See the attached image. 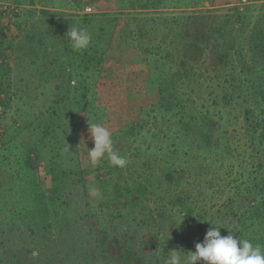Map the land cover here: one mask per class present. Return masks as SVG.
Segmentation results:
<instances>
[{"label":"trees","instance_id":"1","mask_svg":"<svg viewBox=\"0 0 264 264\" xmlns=\"http://www.w3.org/2000/svg\"><path fill=\"white\" fill-rule=\"evenodd\" d=\"M120 2L135 9L159 8L169 0ZM246 9L237 10V29H226L230 21L209 24L211 14L201 12L152 17L159 21L153 32L129 15L81 17L48 9L9 15L15 17L14 32L4 33L0 42V55L7 61L0 81L5 108L15 98L32 105L55 86L47 110L32 117L21 114L22 125L17 127L15 118L6 129L7 139L0 136V168L10 162L5 152L14 143L23 150L20 158L13 152L16 162L24 166L19 177H8L5 166L2 171L6 184L0 185V223L7 230L0 236L8 240L0 249V264H58L51 244L62 247L68 239L73 242L69 251L94 264H165L172 251H195L211 226L207 222L221 227L222 236L229 230L264 245V14L250 23ZM245 21L253 27L250 31L243 27ZM76 22L92 35L83 52L74 51L66 36ZM152 36L158 40L155 55ZM215 36L220 38L212 44ZM150 55V98L155 99H143L149 91L139 94L132 100L136 114L111 133L114 150L127 157V166L113 167L106 157L92 166L87 155L94 147L88 122L94 114L91 93L108 73L125 66L121 58L135 68ZM110 57L115 67L106 69ZM123 76L117 82L123 80L132 93ZM214 78L220 80L218 99ZM227 109L241 113L243 131L224 127ZM99 122L102 117L91 123ZM145 131L151 144L133 147ZM32 152L50 162L45 190L31 167ZM96 191L100 197L95 200ZM28 234L33 244H21ZM33 251L38 255L32 256Z\"/></svg>","mask_w":264,"mask_h":264},{"label":"rangeland","instance_id":"2","mask_svg":"<svg viewBox=\"0 0 264 264\" xmlns=\"http://www.w3.org/2000/svg\"><path fill=\"white\" fill-rule=\"evenodd\" d=\"M121 0H82L81 2H78V0H0V42L4 40L3 34L8 31L9 34L13 35L12 33L14 30L11 27L15 24V17L10 19L9 15L13 13H17L20 11L21 13L23 11L27 10H35V9H48L55 12H60L65 15H74V16H81L87 14L86 9H91L92 12L88 13L90 17L102 15V14H116L118 17L129 15L130 17H136L141 24L147 25L149 32H153V29L156 27V23L154 20H149L152 17H156L158 15H162L164 17L170 16V17H178V16H192V14L199 15L201 12H209L211 14L208 22L209 24H220V22L224 21H230L231 24L229 25V28L226 27V29L231 30L233 27L238 28V26H241L240 23H237L236 20V13L239 8L246 7V15L251 19L250 23H253L255 20H257L258 16L264 14V2L263 0L260 1H254L247 4H243L244 2H240V0H169L168 4L166 6L161 7H155V8H140L136 7L135 9L132 8H124L120 2ZM127 1V0H126ZM181 2L182 4H180ZM9 8V11H6L4 13L3 7L7 6ZM194 16V15H193ZM125 20L124 17H121ZM77 21V20H76ZM22 19L18 20V23H21ZM246 22L243 23V27H246V31H250L253 27H247ZM76 26L83 28L84 25L77 24ZM120 27L123 25V21H121ZM83 26V27H82ZM120 27L118 29H120ZM9 29L11 31H9ZM11 38V37H10ZM220 36H215L213 38L212 44L219 39ZM151 44L153 45L151 47L152 51L151 53L155 55V51L157 48L158 40L155 36H152L150 39ZM1 46V45H0ZM135 48H139V46H136L134 44ZM111 53V51H110ZM139 55V54H138ZM140 57V56H138ZM151 58V55L146 58V56L142 59V64L136 68V71H133L135 68L132 67V64H130V61H128V58H121V62L125 63V66H123L122 69H118V71L113 72L110 76L108 73L107 77L102 78V82H100V86L96 87L90 96V118L91 121H88L91 123L92 121H96L97 117H102V125L106 127L111 133L117 131L118 125H123L122 120L124 118H127L129 116L132 117V114H136V110H132V100L136 102V99L140 97L139 94H144L146 91H149L148 93H145V97L143 99H146V102H150L151 100H154L153 97L154 93L153 91H150L151 84L149 82V76L152 73L153 66L149 64L148 60ZM111 57L109 58L106 69L109 67H115L114 62L111 61ZM212 58L207 56V62L208 67L210 69L211 77H214L215 73L212 70ZM154 60V59H153ZM150 61V60H149ZM7 62L5 61V54L0 55V81L5 79L3 68V63ZM148 66V67H147ZM151 66V67H150ZM150 67V69H149ZM204 69V67H202ZM123 73V78H125V82L131 83L132 85V93H129L125 88L127 86L124 81H118L117 78L121 77V74ZM105 74V73H104ZM131 75V76H130ZM110 77V78H109ZM220 83V80H215L212 82V91L216 94L214 95V98L218 99V95L222 93L220 86H218ZM55 85H50L47 90L42 91V93L39 95V101L34 102L32 105L25 104L21 99L15 98L14 102L12 103V107L7 109L5 108V96L3 94H0V136L6 135V129L7 127L13 123V121L16 119H19V122L17 123V127L22 125L23 122H21V114L28 113L30 114V117L32 115H39L43 110H47L52 105L53 100V90ZM1 92V91H0ZM150 99V101H149ZM103 101V102H100ZM102 103L107 104L106 108H100L99 105ZM119 113H117L116 112ZM144 113L146 114L148 112V108L146 107L144 109ZM223 116V124L224 127L230 129V130H240L243 131L242 128V117L241 113L234 112L232 109H227L224 111ZM142 119L145 117V115L141 116ZM239 117V119H238ZM141 119V120H142ZM238 119V120H237ZM140 120V121H141ZM119 122H121L119 124ZM111 123L113 126H111ZM116 129V130H115ZM7 139V135L5 136ZM137 142H134L133 147L137 146H148L151 144L152 140L149 139L148 134L146 131L143 134H139L137 138ZM150 140V142H149ZM119 141V140H118ZM116 142V144L118 143ZM20 143V139H19ZM1 144V142H0ZM124 147L123 143L121 142L120 145L117 147V150L119 151L123 150ZM8 151V150H6ZM11 152H5L6 153V161H10L8 163H4V166L8 170V177H19L21 175V170L24 168L22 164H18L16 161L15 154L18 155L20 158L22 156V149L20 147H17V144L14 143L10 147ZM128 156H130V152L127 153ZM126 155V154H125ZM41 156H44L41 154L39 157L36 155V153L32 152L30 161L32 162L31 167L33 169L35 168L36 172H39V182L44 184L43 190L48 188L47 180L48 175V168H49V161H43ZM22 160H19L21 162ZM17 163V164H15ZM4 166L0 168V185L6 184V181H4V177L2 176V171H4ZM11 173V175H10ZM128 173V172H127ZM80 191V188H79ZM78 191V193H79ZM80 194V193H79ZM100 192L96 191L93 193V198L99 199ZM96 200V199H95ZM19 224V222L17 223ZM15 228H9V232H12ZM1 230H7V226L5 224L0 223V231ZM65 233V232H64ZM70 231L67 232V237L69 235ZM16 235V234H15ZM57 235V234H56ZM26 236V235H25ZM6 239H5V238ZM6 236H0V249L4 248V243H6L7 239ZM27 240H22L21 244L26 245L33 244L32 239L29 237V234L26 236ZM68 239V238H67ZM69 243L64 244L62 247H56V244H51L52 250L56 253L58 264H82V262L87 264H94L92 259L89 257L86 259V261H83V258H78V255L73 254L72 251H69V249L72 246V240L68 239ZM36 241V239H35ZM56 243V242H55ZM82 243L85 246V250H87L88 244H86L85 241H82ZM90 244V243H89ZM76 245V244H74ZM75 249H78V247H75ZM67 252L70 256L66 257L65 259H62L67 255ZM61 253V254H59ZM63 260V261H62Z\"/></svg>","mask_w":264,"mask_h":264},{"label":"clouds","instance_id":"3","mask_svg":"<svg viewBox=\"0 0 264 264\" xmlns=\"http://www.w3.org/2000/svg\"><path fill=\"white\" fill-rule=\"evenodd\" d=\"M66 36L71 48L76 52H83L92 42L90 32L80 27L71 26ZM89 133L94 142V147L87 149L92 166L98 165L105 157L113 167L123 169L127 166V157L114 150L112 134L106 127L99 123H90ZM207 223L211 226L203 242L196 243L195 251L186 254L172 251L165 264H264V245L237 238L229 230L228 235L222 236L221 227L213 222ZM37 255L38 252L33 251L32 256Z\"/></svg>","mask_w":264,"mask_h":264},{"label":"built area","instance_id":"4","mask_svg":"<svg viewBox=\"0 0 264 264\" xmlns=\"http://www.w3.org/2000/svg\"><path fill=\"white\" fill-rule=\"evenodd\" d=\"M3 11H4V13H5L6 11H9L8 5L5 6V7H3ZM86 12H87V14H88V13L92 12V10H91V9H86Z\"/></svg>","mask_w":264,"mask_h":264}]
</instances>
